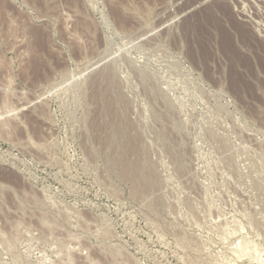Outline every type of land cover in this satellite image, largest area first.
Here are the masks:
<instances>
[{
    "label": "rangeland",
    "instance_id": "1",
    "mask_svg": "<svg viewBox=\"0 0 264 264\" xmlns=\"http://www.w3.org/2000/svg\"><path fill=\"white\" fill-rule=\"evenodd\" d=\"M0 264H264V0H0Z\"/></svg>",
    "mask_w": 264,
    "mask_h": 264
},
{
    "label": "bare ground",
    "instance_id": "2",
    "mask_svg": "<svg viewBox=\"0 0 264 264\" xmlns=\"http://www.w3.org/2000/svg\"><path fill=\"white\" fill-rule=\"evenodd\" d=\"M154 180V179H153ZM151 181V180H150Z\"/></svg>",
    "mask_w": 264,
    "mask_h": 264
}]
</instances>
